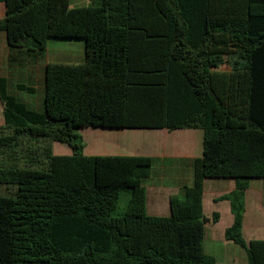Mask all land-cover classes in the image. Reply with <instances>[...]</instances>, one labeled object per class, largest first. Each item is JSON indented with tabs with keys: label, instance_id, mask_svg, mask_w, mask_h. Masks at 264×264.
Returning <instances> with one entry per match:
<instances>
[{
	"label": "trees",
	"instance_id": "16d2710c",
	"mask_svg": "<svg viewBox=\"0 0 264 264\" xmlns=\"http://www.w3.org/2000/svg\"><path fill=\"white\" fill-rule=\"evenodd\" d=\"M0 3L18 59L44 54L52 38L85 42L83 62L46 64L43 111L0 73V186L10 191L0 196V264H216L203 246V194L220 178L236 181L222 198L234 216L226 239L264 264V239L242 235L246 190L264 179V0ZM85 127L204 131L194 182L170 197V216L147 213L152 158L87 156ZM53 143L73 153L54 155ZM123 195L124 214L112 216Z\"/></svg>",
	"mask_w": 264,
	"mask_h": 264
},
{
	"label": "crops",
	"instance_id": "0c3cea01",
	"mask_svg": "<svg viewBox=\"0 0 264 264\" xmlns=\"http://www.w3.org/2000/svg\"><path fill=\"white\" fill-rule=\"evenodd\" d=\"M0 14L3 15L0 17L1 20L5 17L3 3H0ZM71 41L83 40L71 39ZM49 42L44 54L37 56L23 54L19 57L22 62H19L18 52L10 50L6 34L0 33V73L8 80V91L28 108L36 111L44 109L46 64L80 63L85 59L84 41L81 55L73 50H61L65 54L58 59H55V54L50 53ZM9 57H12L11 61ZM220 69L228 70V67L224 66ZM20 75L24 76L26 81H17ZM18 84L32 87L35 92L30 94L19 91ZM37 92L38 96H34ZM22 93L28 95L23 96L27 97L26 99L21 96ZM4 123V104L0 100V126ZM101 129L103 133L98 135L94 133L89 146L84 143V154L151 157L152 171L144 181L147 213L157 217L170 216V197L179 194L182 187L191 186L194 182L193 165L194 161L203 155L204 131L193 128ZM139 137L144 143L137 146L132 140H137ZM95 138L104 139L108 143L105 145L93 143L96 141ZM235 188L236 181L230 178L206 179L204 183L203 212L208 221L205 224L203 246L205 253L216 259V264H249L246 251L225 237V231L232 226L234 216L230 201L222 198L232 193ZM214 215H217L216 221L213 220ZM242 235L247 242L264 239V179L262 178L253 179L246 190Z\"/></svg>",
	"mask_w": 264,
	"mask_h": 264
},
{
	"label": "rangeland",
	"instance_id": "374dc122",
	"mask_svg": "<svg viewBox=\"0 0 264 264\" xmlns=\"http://www.w3.org/2000/svg\"><path fill=\"white\" fill-rule=\"evenodd\" d=\"M99 0H71L70 5L72 7H77V6H88V5H94L96 3H98ZM3 15L0 14V17H2ZM49 47H50V53L55 54L56 58L58 59L62 56L61 50L65 51V50H73L76 54H80L81 55V51L84 50V42L83 41H71L68 39H60V38H52L50 39L49 42ZM67 63V62H66ZM17 80V79H16ZM17 81H26V79H24V76H19ZM40 95V94H39ZM23 96H28L24 93H22L21 95ZM34 96H38V92L35 93ZM33 96V97H34ZM25 98V97H23ZM27 98V97H26ZM25 98V99H26ZM101 128H94V127H85V128H80L78 129L79 134L82 136L83 141L86 145L89 146V144L91 143V137H94V133L96 135L103 133L101 130ZM103 130H109V129H103ZM105 134V133H104ZM109 134V133H108ZM93 135V136H92ZM96 139V138H95ZM93 141V139H92ZM132 142L134 144H136L137 146L141 145L142 143H144V140H142V138H138L137 140H132ZM93 143H101V145L104 143H108L107 141H104V139H96V141H94ZM52 153L54 155H70L73 153L71 147L67 144L64 143H53L52 145ZM84 153V150H83ZM38 168H40L38 166ZM0 196H10V191L7 190L5 187L0 186ZM127 199H128V195H123L120 198L119 201V205L118 208L112 213V216H121L124 214L125 209H126V204H127ZM239 250H242L241 248L237 247Z\"/></svg>",
	"mask_w": 264,
	"mask_h": 264
}]
</instances>
